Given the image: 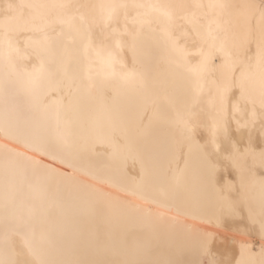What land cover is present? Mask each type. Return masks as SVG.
<instances>
[{
	"label": "bare ground",
	"instance_id": "obj_1",
	"mask_svg": "<svg viewBox=\"0 0 264 264\" xmlns=\"http://www.w3.org/2000/svg\"><path fill=\"white\" fill-rule=\"evenodd\" d=\"M10 4L45 7L35 21L43 30L13 36L15 70L0 58V262L264 264L259 89L230 119L227 139L221 133L205 151L222 70L203 80L191 71V53L219 23L232 51L253 57L258 79L264 0H0V20ZM121 4L129 7L116 9L106 38L107 6ZM90 36L119 61L103 90L88 88L87 67H98L85 52ZM37 51L62 80L40 102L20 75L39 64ZM238 99L230 98V117ZM185 121L196 126L190 139ZM233 144L250 154H236Z\"/></svg>",
	"mask_w": 264,
	"mask_h": 264
},
{
	"label": "snow or ice",
	"instance_id": "obj_2",
	"mask_svg": "<svg viewBox=\"0 0 264 264\" xmlns=\"http://www.w3.org/2000/svg\"><path fill=\"white\" fill-rule=\"evenodd\" d=\"M45 7L44 5H8L9 12L4 16L3 20H0V58H6L9 63V67L15 70V66L12 63V54L16 53L20 55V49L14 46L13 36L15 33L26 30H43L35 25V21L43 20V17L39 16L36 10ZM64 7V6H61ZM101 7H105L101 5ZM110 10L107 15L103 17V29L102 31L106 34V38L109 33L107 30L111 24L116 20V9L122 8L127 9L129 5H110L107 6ZM131 7L139 8L144 5H132ZM155 7V6H153ZM202 7V6H198ZM208 7H219L223 8L224 5H209ZM20 11H16V9ZM29 9L28 17L25 18L23 9ZM164 15L171 19V15L168 12H163ZM126 15V13H125ZM84 18L81 17V20ZM198 23V21L194 22ZM32 28H29V25ZM115 30L113 29V32ZM124 34L128 35V30L125 29ZM170 37V33H167ZM135 37L133 36V40ZM232 37L229 35L228 29L223 25L217 23L215 33L208 29L206 37L200 42L199 46L196 47L195 52L191 53L195 63L193 64L191 71L201 80L206 79L212 75L216 70H222V80L216 85V97L218 103L214 105V115L211 117V123L208 125V138L203 145L206 151L209 145L217 146V138L223 133L227 139L229 122L235 120V115L238 112L244 111L241 107L243 102L246 107L247 103L251 101L252 95L256 88L259 89L260 95V106L262 113H264V9L261 10V32L260 39L257 43L255 60L259 69L258 79L257 74L253 71V64L251 60L253 57L249 56L247 61L241 59L238 53H234L230 47V40ZM47 37H45V42ZM251 41H249L250 43ZM7 46L5 50L4 46ZM116 47L122 48L121 42L117 40ZM133 52V58H135V47L134 44L130 46ZM91 50L98 64V67L94 66L91 62L89 63L86 71V78L89 81L88 88H100L103 90L107 86V81L117 76L115 65L119 62L117 59V53L109 49L106 44L101 43L100 45L93 47L91 36L89 37L88 43L85 45V52ZM181 54L187 56L188 53L181 49ZM29 54H24L23 59H28ZM36 58L39 60L38 65H33L31 69L24 67L21 69L20 75L23 76L27 90L33 93L34 100L40 102L42 99V93L51 91L53 89L59 90L62 87V80H58L56 72H54L49 64H46L43 54L40 51L34 53ZM217 61L219 64L217 65ZM121 79H128L133 73H122L119 74ZM99 78V83H97ZM239 93V99L231 105V117L229 114V101L231 97H234ZM254 103V101H251ZM252 115H255L253 111ZM57 123L59 124V113H56ZM238 123V121H237ZM196 126L191 121H185V136L190 139L195 132ZM233 149L236 154L247 156L251 152L250 147H245L244 151H240V147L233 144ZM260 157L264 160V149L260 152ZM262 239H264V228H262ZM245 244L242 243L241 250L243 253ZM264 252V247H262ZM4 264V262H0ZM209 264H231V261L223 260H212ZM236 264H245L244 261H237Z\"/></svg>",
	"mask_w": 264,
	"mask_h": 264
},
{
	"label": "rangeland",
	"instance_id": "obj_3",
	"mask_svg": "<svg viewBox=\"0 0 264 264\" xmlns=\"http://www.w3.org/2000/svg\"><path fill=\"white\" fill-rule=\"evenodd\" d=\"M204 260H203V262H202V264H209V260L208 259H206V258H203ZM206 259V260H205ZM215 260H217V258H215Z\"/></svg>",
	"mask_w": 264,
	"mask_h": 264
}]
</instances>
